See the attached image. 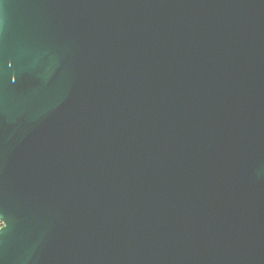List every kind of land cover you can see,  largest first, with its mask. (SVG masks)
Wrapping results in <instances>:
<instances>
[{"label": "water", "instance_id": "obj_1", "mask_svg": "<svg viewBox=\"0 0 264 264\" xmlns=\"http://www.w3.org/2000/svg\"><path fill=\"white\" fill-rule=\"evenodd\" d=\"M0 264H264V0H0Z\"/></svg>", "mask_w": 264, "mask_h": 264}, {"label": "built area", "instance_id": "obj_2", "mask_svg": "<svg viewBox=\"0 0 264 264\" xmlns=\"http://www.w3.org/2000/svg\"><path fill=\"white\" fill-rule=\"evenodd\" d=\"M4 225V222L0 220V228Z\"/></svg>", "mask_w": 264, "mask_h": 264}]
</instances>
